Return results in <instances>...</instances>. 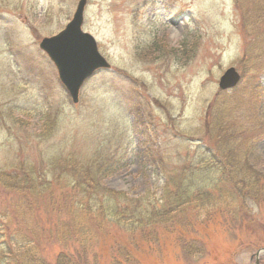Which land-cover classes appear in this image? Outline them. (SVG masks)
Segmentation results:
<instances>
[{
    "label": "rangeland",
    "instance_id": "1",
    "mask_svg": "<svg viewBox=\"0 0 264 264\" xmlns=\"http://www.w3.org/2000/svg\"><path fill=\"white\" fill-rule=\"evenodd\" d=\"M78 1L0 0V170L21 158H87L118 147L127 164L102 184L157 194L163 168L181 167L186 153L215 144L222 132L230 157L244 156L264 182V0H86L82 30L109 67L90 75L72 104L38 45L63 29ZM230 66L241 78L218 105L217 82ZM46 112L54 122L42 138ZM227 193L132 240L71 212L61 191L27 200L0 186V213H8L9 231L38 241L47 264L60 252L111 264L121 248L129 264H255L264 248V201L244 205Z\"/></svg>",
    "mask_w": 264,
    "mask_h": 264
},
{
    "label": "trees",
    "instance_id": "2",
    "mask_svg": "<svg viewBox=\"0 0 264 264\" xmlns=\"http://www.w3.org/2000/svg\"><path fill=\"white\" fill-rule=\"evenodd\" d=\"M221 95L225 96V91H220L216 100L218 105L222 103ZM237 98H232V101ZM134 112L140 117L139 109ZM46 113L40 131L42 138L50 136L54 122L50 113ZM214 137L215 144H197L192 156H186V153L181 167H162L163 182L157 194L144 192L131 195L102 184V179L127 164V154L120 152L118 147H100L87 158L75 155L63 159L57 155L41 158L43 156L40 155L38 163L21 158L10 165L8 171L0 170V186L27 200L42 197L48 191H61L66 208L73 209L71 212L76 215L118 227L129 233L131 240L138 236L147 238L153 236L152 227L155 225L173 223L191 206H204L210 201L220 202L227 197H223L225 192L232 198L238 195L244 205L247 199L264 201L262 175L253 169L249 161H243L244 156L241 155L244 151L239 153L241 158L236 160L229 155L223 133ZM16 155L21 156L19 152ZM244 168L249 170L245 172ZM7 214L0 213L2 264H47L36 249L38 241L34 242L33 237H28V232L19 228L14 232L9 231ZM118 253L121 258L114 257L111 264H129L130 256L126 249H118ZM85 262V257H71L68 253L60 252L54 264Z\"/></svg>",
    "mask_w": 264,
    "mask_h": 264
},
{
    "label": "water",
    "instance_id": "3",
    "mask_svg": "<svg viewBox=\"0 0 264 264\" xmlns=\"http://www.w3.org/2000/svg\"><path fill=\"white\" fill-rule=\"evenodd\" d=\"M85 0H79L72 20L55 36L43 38L39 47L46 52L55 65L58 77L65 86L73 102L77 101L78 88L97 67H108L104 59L97 53L93 38L81 31L82 12ZM239 74L229 67L220 76L218 86L226 89L234 86ZM264 249L258 250L257 257Z\"/></svg>",
    "mask_w": 264,
    "mask_h": 264
}]
</instances>
